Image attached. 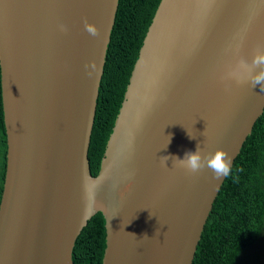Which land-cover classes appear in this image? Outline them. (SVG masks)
Wrapping results in <instances>:
<instances>
[{"label": "water", "instance_id": "water-1", "mask_svg": "<svg viewBox=\"0 0 264 264\" xmlns=\"http://www.w3.org/2000/svg\"><path fill=\"white\" fill-rule=\"evenodd\" d=\"M118 5L0 0V264H73L97 213L102 264H193L226 177L162 157L182 159L199 144L228 152L232 168L264 112L260 86L238 82L250 71L240 61L264 53V0H161L93 177L88 152Z\"/></svg>", "mask_w": 264, "mask_h": 264}, {"label": "trees", "instance_id": "trees-1", "mask_svg": "<svg viewBox=\"0 0 264 264\" xmlns=\"http://www.w3.org/2000/svg\"><path fill=\"white\" fill-rule=\"evenodd\" d=\"M160 2L119 0L88 152L93 177L99 174L134 66ZM6 156L0 78V202ZM105 249V219L97 213L76 240L73 264H102ZM193 264H264V112L213 204Z\"/></svg>", "mask_w": 264, "mask_h": 264}, {"label": "clouds", "instance_id": "clouds-1", "mask_svg": "<svg viewBox=\"0 0 264 264\" xmlns=\"http://www.w3.org/2000/svg\"><path fill=\"white\" fill-rule=\"evenodd\" d=\"M61 30L63 27H61ZM86 30L92 35H96V30L89 25H86ZM241 66L244 69H250V71L246 74V79L238 82H247L252 85V87L260 86L261 91H264V53L258 56H254L251 64L247 63L244 60L240 61ZM259 69V71H256ZM168 143L171 141V136L169 135ZM190 138H195L189 136ZM172 159L174 165H178L186 170L188 174H198L204 169H210L214 178L216 180H220L221 178L228 177L232 168V157L231 155L223 149H216L214 153L205 154L201 146L197 144L196 150L188 151L184 154V157L178 158L175 156H163L162 161L167 166L166 162ZM92 211L100 210L103 211L106 215H108L110 209L107 208L103 204H95L92 205Z\"/></svg>", "mask_w": 264, "mask_h": 264}, {"label": "bare ground", "instance_id": "bare-ground-1", "mask_svg": "<svg viewBox=\"0 0 264 264\" xmlns=\"http://www.w3.org/2000/svg\"><path fill=\"white\" fill-rule=\"evenodd\" d=\"M120 152V148L118 149L117 153Z\"/></svg>", "mask_w": 264, "mask_h": 264}, {"label": "rangeland", "instance_id": "rangeland-1", "mask_svg": "<svg viewBox=\"0 0 264 264\" xmlns=\"http://www.w3.org/2000/svg\"><path fill=\"white\" fill-rule=\"evenodd\" d=\"M251 253H255V252L252 251ZM247 263H248V261H247Z\"/></svg>", "mask_w": 264, "mask_h": 264}]
</instances>
